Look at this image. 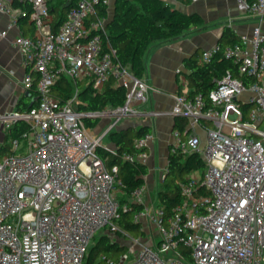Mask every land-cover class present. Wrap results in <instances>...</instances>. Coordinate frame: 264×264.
Returning a JSON list of instances; mask_svg holds the SVG:
<instances>
[{"label": "built area", "instance_id": "built-area-1", "mask_svg": "<svg viewBox=\"0 0 264 264\" xmlns=\"http://www.w3.org/2000/svg\"><path fill=\"white\" fill-rule=\"evenodd\" d=\"M10 1L0 0V11L11 17L8 29L19 16ZM20 1L31 7L20 15L35 23L36 35H20L14 44L32 69L23 83L35 91L36 104L0 113L7 133L21 120L29 125L21 137L9 140V148L0 145V264H84L103 229L123 232L132 240L119 262L102 256L105 264H264L261 25L252 36H241L240 43H216L200 57L205 63L223 54L252 82L228 70L207 99L191 96L187 77L181 76L186 89L173 95V108L166 112L142 109L148 104L150 85L105 44L107 20H91L100 0H76L57 30L47 0ZM239 2L242 9L264 18V0ZM8 29L0 30V37H6ZM64 76L76 86L92 84L98 91L115 79L126 90V102L100 111L81 110L79 85L66 101L54 95L53 86ZM163 114L188 119L185 136L180 128L173 129L170 154L198 153L206 163L205 170H193L181 183L183 199L171 214L157 201L146 200V183L126 200L118 165L108 167L98 151L124 120ZM95 118L111 120L99 132L86 124V119ZM197 127L206 131L205 143ZM154 139L152 131L136 139L135 150L124 152L123 159L146 164ZM105 147L117 152L116 147ZM166 173L167 167L163 179ZM131 202L143 206L134 212V220L151 243L120 227Z\"/></svg>", "mask_w": 264, "mask_h": 264}, {"label": "trees", "instance_id": "trees-1", "mask_svg": "<svg viewBox=\"0 0 264 264\" xmlns=\"http://www.w3.org/2000/svg\"><path fill=\"white\" fill-rule=\"evenodd\" d=\"M176 1L190 3L192 0ZM14 2L17 8L30 10L29 4L20 0H14ZM47 4L51 14L55 17L53 28L57 30L66 18L67 12L76 5V0H47ZM96 8L97 12L91 17V20L99 18L107 20L106 34L104 35L105 44H110L115 49L121 63L139 78L145 77L147 58L155 47L179 39L193 31L208 28L200 14L184 13L174 8L167 0H116L112 17H110L108 3H104L103 0H100ZM240 42L241 37L231 27L226 26L218 43L225 47ZM186 65L189 69L187 79L191 96L202 94L208 99L211 91L217 87L218 80L228 70H231L235 75L245 77L248 83L253 80L251 76L241 75L238 72V64L223 54H218L211 61L205 63H201L196 56H193L187 60ZM78 85L80 101L78 106L81 110L100 111L106 107L123 106L126 102V90L119 86L115 79L105 83L101 91L95 90L92 84L81 82ZM77 86L64 76L58 79L52 90L54 95L62 101H66L74 95ZM32 104L33 107L36 101ZM29 108L31 105L20 110ZM244 108L247 109L248 106L244 105ZM99 123V118L86 119V124L89 127H96ZM187 123V118L176 117L174 128H180L185 136ZM205 124L210 125L211 123ZM28 130L29 125L26 121L17 122L9 130L7 141L1 147L9 148L10 139L19 138ZM151 131V125L129 126L113 130L108 136L115 144L117 152L105 145H102L98 150L108 167L118 165L120 178L125 183L128 193L126 200L129 199V194L134 188L145 183L148 167L142 163L126 161L122 154L133 152L135 140ZM205 167L206 163L198 153L169 155L167 173L157 193V203L165 208L167 214H171L183 199L181 183L193 170H205ZM142 208L141 204L131 202L128 211L123 212L121 229L135 236L144 235L141 224L134 220V212ZM126 246L104 234L91 247L84 264H105L104 259L101 258L104 255L119 262ZM97 257H100V260L96 262Z\"/></svg>", "mask_w": 264, "mask_h": 264}, {"label": "crops", "instance_id": "crops-1", "mask_svg": "<svg viewBox=\"0 0 264 264\" xmlns=\"http://www.w3.org/2000/svg\"><path fill=\"white\" fill-rule=\"evenodd\" d=\"M167 1L184 13L200 14L208 25V28L203 30L193 31L174 41L160 44L148 55L144 78L150 85L149 101L142 109L169 112L174 105L173 95L186 89L182 77H187L189 69L186 63L189 58L196 56L200 61L202 52L219 42L226 26L231 27L240 37L252 36L257 24H260L264 30V18L260 19L252 12L242 9L239 0H192L190 3ZM10 3L19 16L18 23L8 29L11 17L0 11V30L8 29L7 36L0 37V113L24 109L35 101V91L26 89L23 83L25 76L32 69L24 64L14 41L20 35L35 36L36 26L28 17L20 15L22 9L15 6L14 0ZM115 3L116 0H108L110 17L114 14ZM54 18L52 14V22ZM178 69L181 71L179 74ZM140 125H151L155 135L150 145L152 154L145 164L148 167L145 183L148 188L146 200L157 201L159 185L163 181L170 147L174 141L172 131L175 127V118L169 114L154 117L140 115L124 120L119 129ZM197 132L205 143L206 137H203L199 130ZM7 134L0 123V145L7 141Z\"/></svg>", "mask_w": 264, "mask_h": 264}, {"label": "rangeland", "instance_id": "rangeland-1", "mask_svg": "<svg viewBox=\"0 0 264 264\" xmlns=\"http://www.w3.org/2000/svg\"><path fill=\"white\" fill-rule=\"evenodd\" d=\"M110 120L111 119H109V118H101L99 125L96 126V130L99 131V132H102L105 129V126L107 125L108 121H110ZM119 126H118V128L116 127L115 130H118ZM197 130H199V132L202 134L203 137H207L206 131L203 128L197 127ZM103 143L106 146H108V147H111V148L115 147V145H114V143H113V141H112L110 136H106L104 141H103ZM161 186H162V184L160 183L159 187L161 188ZM152 197L153 198L155 197L154 193L152 194ZM145 222H147V221H145ZM146 225L149 226L150 224L147 222ZM104 234L109 235L110 239L120 241L121 243H124L125 245L132 244V240L130 238H128V237H125L123 232H115V231H110V230H107V229H103L102 231H99L96 234L94 240L91 243L90 249H91L92 246H94L97 243V239L100 236L104 235ZM140 236H143V242L151 243V237L146 232H145L144 235H140ZM90 249H89V251H90ZM86 259H87V257H86ZM86 259H85V261H86ZM99 260H100V257H97L96 262L99 261Z\"/></svg>", "mask_w": 264, "mask_h": 264}, {"label": "water", "instance_id": "water-1", "mask_svg": "<svg viewBox=\"0 0 264 264\" xmlns=\"http://www.w3.org/2000/svg\"><path fill=\"white\" fill-rule=\"evenodd\" d=\"M33 104H31V107H32ZM166 176V175H165Z\"/></svg>", "mask_w": 264, "mask_h": 264}]
</instances>
